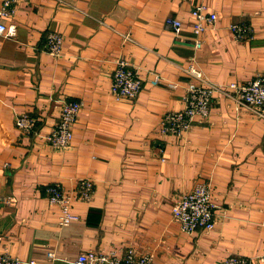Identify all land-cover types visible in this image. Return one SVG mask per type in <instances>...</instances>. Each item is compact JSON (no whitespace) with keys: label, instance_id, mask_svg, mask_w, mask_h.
Segmentation results:
<instances>
[{"label":"crops","instance_id":"crops-1","mask_svg":"<svg viewBox=\"0 0 264 264\" xmlns=\"http://www.w3.org/2000/svg\"><path fill=\"white\" fill-rule=\"evenodd\" d=\"M200 3L217 20L196 49L191 10ZM167 17L182 23L178 34ZM2 22L16 32L0 36V256L71 264L81 252L132 248L156 264H264V119L229 89L264 75V0H18ZM231 25L249 38L235 39ZM48 32L63 37L59 58L44 51ZM121 59L142 81L133 102L110 92ZM191 63L220 90L190 132L162 137V116L184 108ZM62 99L82 103L65 150L46 141ZM22 113L36 119L28 135L15 127ZM84 179L93 197L75 200L79 221L60 227L45 188L71 191ZM199 182L216 225L186 234L171 206Z\"/></svg>","mask_w":264,"mask_h":264},{"label":"built area","instance_id":"built-area-1","mask_svg":"<svg viewBox=\"0 0 264 264\" xmlns=\"http://www.w3.org/2000/svg\"><path fill=\"white\" fill-rule=\"evenodd\" d=\"M18 0H0V36L13 37L15 27L6 26L2 21L12 17ZM194 21L192 31L194 47L201 45V35L217 20L215 13L209 12L204 3L194 6L191 10ZM165 23L174 34L181 30L182 23L179 19L167 17ZM230 29L235 39L242 41L249 38V29L242 25H231ZM129 39V36H125ZM63 45L62 35L56 32H48L45 37L44 51L51 57L61 56ZM193 78L188 83L184 95V108L180 111L165 113L159 122V134L162 137H181L190 132L194 124L206 119L212 94L220 90L207 82L202 72L193 64L185 69ZM160 77H154L155 85ZM142 89V81L138 72L127 61L121 59L117 62L113 71L110 92L116 101L133 102ZM240 103L245 104L255 115L264 119V75H256L252 80L242 85L231 84ZM226 93V91H224ZM57 122L46 137L48 144L54 149H68L73 140V125L82 110L79 101H67L62 99L59 104ZM15 127L22 134H30L36 127V119L27 113L18 114L14 119ZM161 161H164L161 159ZM94 184L91 180L78 181L74 190L65 191L58 185H50L45 188V196L49 205H55L59 209L60 227H66L79 221V217L72 213V205L75 200L89 203L93 197ZM215 206L211 200L209 185L206 182L197 183L194 188L178 197L171 206L172 219L179 225L183 233L191 234L197 231L208 233L216 225L214 214ZM47 258H53L52 253H47ZM154 254L150 252L137 253L132 248H127L123 254L116 252H81L71 264H156ZM264 258V257H263ZM0 264H36L35 261H23L11 257L8 254L0 256ZM222 264H249L244 258L228 257Z\"/></svg>","mask_w":264,"mask_h":264}]
</instances>
